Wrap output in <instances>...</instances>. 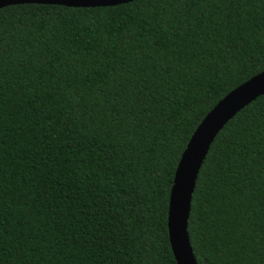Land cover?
Wrapping results in <instances>:
<instances>
[{"label":"trees","instance_id":"trees-1","mask_svg":"<svg viewBox=\"0 0 264 264\" xmlns=\"http://www.w3.org/2000/svg\"><path fill=\"white\" fill-rule=\"evenodd\" d=\"M264 70V0L0 8V264H176L192 133ZM198 264H264V94L216 134L187 226Z\"/></svg>","mask_w":264,"mask_h":264},{"label":"water","instance_id":"water-1","mask_svg":"<svg viewBox=\"0 0 264 264\" xmlns=\"http://www.w3.org/2000/svg\"><path fill=\"white\" fill-rule=\"evenodd\" d=\"M131 1L133 0H0V8L25 3L96 7ZM262 94L264 70L222 97L197 125L183 150L170 189L167 216L168 238L176 264H198L190 244L187 226L195 181L210 144L236 112Z\"/></svg>","mask_w":264,"mask_h":264}]
</instances>
